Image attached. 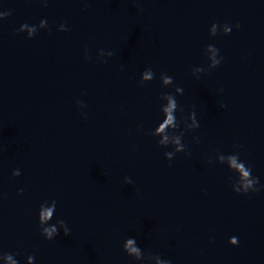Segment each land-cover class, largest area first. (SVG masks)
I'll list each match as a JSON object with an SVG mask.
<instances>
[{"label":"clouds","instance_id":"1","mask_svg":"<svg viewBox=\"0 0 264 264\" xmlns=\"http://www.w3.org/2000/svg\"><path fill=\"white\" fill-rule=\"evenodd\" d=\"M236 27H239V25H236ZM174 107H175V105L170 103L169 107L167 109H165V111L167 112V120L165 121V125L164 126H166L168 124H171L173 122L172 109ZM233 164L235 165V161L234 160H233ZM235 166L238 167V168H240L243 171V165H235ZM243 174H244V176H247L248 175V173L246 171H244ZM52 211H53L52 209H48V210L44 211L41 214V220L43 221V220L49 219L52 216ZM44 232L47 234V237L49 238V240H51V237L53 236V233L56 232V229L54 227L53 228H49V229H44ZM64 234L67 236L69 234V232H65ZM234 242H235V239H234ZM131 243H132V241L130 240L128 242L129 246L131 245ZM132 251H136V250L135 249H132ZM10 258L11 257H9V259ZM33 258L34 257H30V259H33Z\"/></svg>","mask_w":264,"mask_h":264}]
</instances>
